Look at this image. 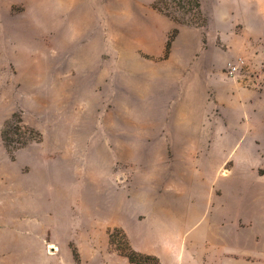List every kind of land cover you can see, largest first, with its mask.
Returning <instances> with one entry per match:
<instances>
[{
	"label": "rangeland",
	"instance_id": "374dc122",
	"mask_svg": "<svg viewBox=\"0 0 264 264\" xmlns=\"http://www.w3.org/2000/svg\"><path fill=\"white\" fill-rule=\"evenodd\" d=\"M249 204L264 0H0V264L191 257Z\"/></svg>",
	"mask_w": 264,
	"mask_h": 264
},
{
	"label": "crops",
	"instance_id": "0c3cea01",
	"mask_svg": "<svg viewBox=\"0 0 264 264\" xmlns=\"http://www.w3.org/2000/svg\"><path fill=\"white\" fill-rule=\"evenodd\" d=\"M249 205V215H242L243 218L240 219H247L246 227H236L235 230L232 220L221 226L215 223L201 225L194 231V236L201 240L199 255L169 258V247L165 246L161 251L162 255L156 253L161 264H235V256L238 257L237 264L247 263V257L259 252L258 241L264 239V214L252 207V204ZM248 241L252 244L248 245Z\"/></svg>",
	"mask_w": 264,
	"mask_h": 264
},
{
	"label": "trees",
	"instance_id": "16d2710c",
	"mask_svg": "<svg viewBox=\"0 0 264 264\" xmlns=\"http://www.w3.org/2000/svg\"><path fill=\"white\" fill-rule=\"evenodd\" d=\"M153 8H156L157 10H159L160 11V9L159 8H157V7H155V6H153ZM110 237H111V239H113V236L112 235H109ZM123 255H124V257L128 260V262L129 263H131V264H139V262H140V259H153V260H156V258H153V257H151V256H149V255H146V256H142V255H140V254H138V253H136V252H134V251H132V250H128V252L126 253H123Z\"/></svg>",
	"mask_w": 264,
	"mask_h": 264
},
{
	"label": "built area",
	"instance_id": "2783aa9c",
	"mask_svg": "<svg viewBox=\"0 0 264 264\" xmlns=\"http://www.w3.org/2000/svg\"><path fill=\"white\" fill-rule=\"evenodd\" d=\"M231 70H232V71H235V70H236V67H234V66L231 67Z\"/></svg>",
	"mask_w": 264,
	"mask_h": 264
},
{
	"label": "bare ground",
	"instance_id": "6f19581e",
	"mask_svg": "<svg viewBox=\"0 0 264 264\" xmlns=\"http://www.w3.org/2000/svg\"><path fill=\"white\" fill-rule=\"evenodd\" d=\"M50 247V246H49ZM53 247V246H52ZM56 251V250H55Z\"/></svg>",
	"mask_w": 264,
	"mask_h": 264
}]
</instances>
